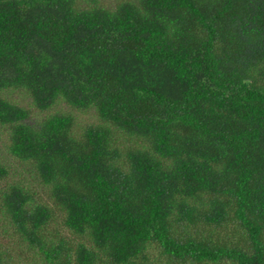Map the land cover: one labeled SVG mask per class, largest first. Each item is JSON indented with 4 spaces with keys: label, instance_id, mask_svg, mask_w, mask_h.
Returning <instances> with one entry per match:
<instances>
[{
    "label": "trees",
    "instance_id": "1",
    "mask_svg": "<svg viewBox=\"0 0 264 264\" xmlns=\"http://www.w3.org/2000/svg\"><path fill=\"white\" fill-rule=\"evenodd\" d=\"M0 221V264H264V0H0Z\"/></svg>",
    "mask_w": 264,
    "mask_h": 264
},
{
    "label": "rangeland",
    "instance_id": "2",
    "mask_svg": "<svg viewBox=\"0 0 264 264\" xmlns=\"http://www.w3.org/2000/svg\"><path fill=\"white\" fill-rule=\"evenodd\" d=\"M108 2L111 4L113 3V0H108ZM16 96L18 97V93L16 94ZM19 98V97H18ZM26 101H28V99L24 98ZM78 114H79V121H80V125H82V121L85 120V117H88L87 115H83L82 113L76 111ZM81 114V115H80ZM42 115V113L40 114L38 111H33L32 112V118L35 119V118H39L40 116ZM32 119V120H33ZM3 143L1 144V147H2ZM15 164V163H14ZM17 164V163H16ZM18 168H16L15 170H18ZM20 170V169H19ZM2 222L0 221V246H14L15 243H13L12 239L8 238L6 239L2 233V229L3 226L1 225ZM15 248V247H14ZM17 248V247H16ZM14 254V253H13ZM15 255V254H14ZM16 256L20 259L19 261H17L16 263L14 264H40V258H39V255H36L34 252H30V253H26V259H23V257L19 256L18 253H16Z\"/></svg>",
    "mask_w": 264,
    "mask_h": 264
}]
</instances>
